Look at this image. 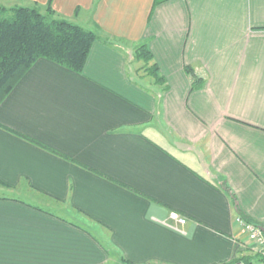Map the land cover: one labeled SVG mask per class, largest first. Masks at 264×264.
I'll return each instance as SVG.
<instances>
[{
    "label": "crops",
    "instance_id": "crops-1",
    "mask_svg": "<svg viewBox=\"0 0 264 264\" xmlns=\"http://www.w3.org/2000/svg\"><path fill=\"white\" fill-rule=\"evenodd\" d=\"M51 6L97 39L0 103V264H264L236 220L264 228V0Z\"/></svg>",
    "mask_w": 264,
    "mask_h": 264
},
{
    "label": "trees",
    "instance_id": "trees-1",
    "mask_svg": "<svg viewBox=\"0 0 264 264\" xmlns=\"http://www.w3.org/2000/svg\"><path fill=\"white\" fill-rule=\"evenodd\" d=\"M51 3L47 0L43 11L37 3L9 7L0 4V103L38 59L52 61L75 73L82 71L97 34L57 17ZM135 56L144 62L146 75L156 83H164L158 66L151 63L152 55L145 43L136 47ZM185 71L192 78V88L202 84L191 66H186ZM224 264H252V259L240 256Z\"/></svg>",
    "mask_w": 264,
    "mask_h": 264
},
{
    "label": "built area",
    "instance_id": "built-area-1",
    "mask_svg": "<svg viewBox=\"0 0 264 264\" xmlns=\"http://www.w3.org/2000/svg\"><path fill=\"white\" fill-rule=\"evenodd\" d=\"M170 216L178 223L183 224L185 220L176 212H171ZM247 232L248 242L254 254L264 257V231L263 228L255 223L246 221L241 217L236 219Z\"/></svg>",
    "mask_w": 264,
    "mask_h": 264
},
{
    "label": "rangeland",
    "instance_id": "rangeland-1",
    "mask_svg": "<svg viewBox=\"0 0 264 264\" xmlns=\"http://www.w3.org/2000/svg\"><path fill=\"white\" fill-rule=\"evenodd\" d=\"M46 3H47V1H46ZM46 3L44 4V6L46 5ZM1 4V3H0ZM5 6V5H4ZM6 7H9V6H6ZM43 11V10H42ZM55 12V11H54ZM140 60V59H139ZM142 63H143V65H142ZM140 65V67L142 68H144L145 67V64H144V62L142 61V60H140V63L138 64V66ZM142 68V69H143ZM73 72V71H72Z\"/></svg>",
    "mask_w": 264,
    "mask_h": 264
},
{
    "label": "water",
    "instance_id": "water-1",
    "mask_svg": "<svg viewBox=\"0 0 264 264\" xmlns=\"http://www.w3.org/2000/svg\"><path fill=\"white\" fill-rule=\"evenodd\" d=\"M263 231H264V228H263Z\"/></svg>",
    "mask_w": 264,
    "mask_h": 264
}]
</instances>
